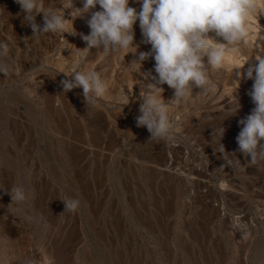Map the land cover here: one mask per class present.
Wrapping results in <instances>:
<instances>
[{
    "label": "rangeland",
    "instance_id": "1",
    "mask_svg": "<svg viewBox=\"0 0 264 264\" xmlns=\"http://www.w3.org/2000/svg\"><path fill=\"white\" fill-rule=\"evenodd\" d=\"M256 1L264 15V0ZM73 3L83 7L82 0ZM42 4L63 12L60 0ZM130 6L141 7L136 0ZM24 15L15 0H0V42L9 47L0 58L8 66L0 73V264H264V161L249 163L236 142L238 121L254 107L247 95L253 81L234 80L240 60L254 61L263 46L229 45L236 50L223 67L209 69L215 91L196 88L170 104L175 138L157 142L135 120L150 82L143 72L156 75L154 59L140 70L130 65L132 53L83 52L79 33L90 29L75 12L76 56H61L59 34L33 37ZM36 22L43 24L42 14ZM134 28L139 51H149L139 21ZM80 56L78 70H95L108 84L89 108L80 101L82 88L64 93L60 84ZM162 87L167 102L174 93ZM236 97L240 109L232 115ZM221 126V143L235 152L226 157L230 163L214 150ZM17 185L28 190L26 203L11 204L4 191ZM69 198L80 202L74 212L65 211Z\"/></svg>",
    "mask_w": 264,
    "mask_h": 264
},
{
    "label": "clouds",
    "instance_id": "2",
    "mask_svg": "<svg viewBox=\"0 0 264 264\" xmlns=\"http://www.w3.org/2000/svg\"><path fill=\"white\" fill-rule=\"evenodd\" d=\"M15 2L25 14L24 22L31 27L33 37L37 34L68 32L69 20L65 19L64 9H72L71 15L75 12V18L86 19L90 29L86 35L79 33L86 44L81 49L83 52L96 48L102 49L105 55L116 50L126 55L132 53L137 58L130 65H138L140 70L144 61L154 59L156 75L152 71L143 72L145 79L150 82L143 84V103L135 120L137 127L147 129L149 140L157 142L175 138L173 123L168 115L170 104L188 100L196 88L204 93L215 91L216 85L209 78V69L222 68L226 53L236 50L228 46L246 39L249 32L247 18L255 8L253 0H136L141 6L139 11L130 6L131 0H82V8L74 7L73 0H60L63 12H59L44 8L42 0ZM97 6L99 10H95ZM41 14L42 25L36 22V17ZM137 21L142 43L151 45L149 51H139V45L134 43V26ZM8 54V45L0 42V58ZM253 58L255 63L247 59L234 70V80L239 86L243 79L253 81L247 95L254 107L250 114L238 121L240 131L236 142L237 150L244 157H250L249 163L254 165L258 160L264 161V53H258ZM84 59V56H80L74 62L71 75H66L71 78L63 79L61 85L64 93L82 88L84 102L89 108L105 95L108 84L95 70H78ZM246 64L249 65L246 71H241ZM7 71L8 66L0 62V73ZM165 84L174 93L173 98L167 102L163 98L162 86ZM120 98L126 105L130 101L123 90ZM236 102L238 107L232 115L240 109L237 97ZM225 131L222 126L215 130L220 142L214 150L223 154L224 160L230 163L226 157L235 156V152L228 153L221 143ZM4 191L10 195L11 204L26 203L29 198V192L23 185ZM62 201L65 211L73 212L80 203L75 198Z\"/></svg>",
    "mask_w": 264,
    "mask_h": 264
},
{
    "label": "bare ground",
    "instance_id": "3",
    "mask_svg": "<svg viewBox=\"0 0 264 264\" xmlns=\"http://www.w3.org/2000/svg\"><path fill=\"white\" fill-rule=\"evenodd\" d=\"M253 3L255 4V8H254V10H255V12L254 13H252V14H250L249 16H248V18H247V22H248V25H249V32H248V36L246 37V39L244 40V41H242L244 44H246V42L248 43L250 40H254V42L256 41L257 42V44L259 43L260 45H262L263 46V49H264V38L261 36V34H262V32H264V15H261L260 14V11H262L261 9L263 8H258L257 7V4H258V2L256 1V0H253ZM71 12L72 11H68V19H69V21H68V24H67V28H68V32H65V33H63V34H60V33H58L59 34V39H60V43H61V45H65L66 46V50H64L63 51V53H61V56H72V57H74V56H76V53H74L73 54V50H74V45H75V43H76V41L78 40V38H77V36H76V32L74 33L73 31H72V28H73V21H72V16H71ZM262 13H264V12H262ZM67 19V20H68ZM212 35H214V34H212ZM217 39V38H216ZM218 39H220V38H218ZM221 41V40H220ZM222 42V41H221ZM239 43V42H238ZM83 44V43H82ZM237 44V43H236ZM244 44H243V48H244ZM148 45V44H147ZM84 46V45H83ZM83 46H81V47H83ZM238 46H240L239 44H238ZM242 46V45H241ZM248 46V45H247ZM151 47V46H150ZM62 48V47H61ZM240 48V47H239ZM236 49V48H235ZM143 50V49H142ZM247 50H249V49H247ZM101 51V50H100ZM58 52V51H57ZM260 52V51H259ZM259 52H256L255 53V56L259 53ZM252 53V52H251ZM254 53V52H253ZM64 54V55H63ZM81 54V53H80ZM98 54H99V51H98ZM245 55V54H244ZM96 56H97V54H96ZM246 58V57H245ZM76 59V58H75ZM206 59V58H205ZM96 60H97V58H96ZM245 59L244 58H242L241 60H240V64H241V66H242V63H243V61H244ZM95 61V60H94ZM53 62V61H52ZM74 62V61H73ZM85 62V61H84ZM155 61H153V63H154ZM239 63V62H238ZM250 63H255V60L254 61H250ZM146 64V63H145ZM249 65L248 64H246L245 66H244V71H246V69H247V67H248ZM117 67V66H116ZM115 69V68H114ZM54 72V71H53ZM65 72V71H64ZM107 72V71H106ZM108 73V72H107ZM59 74V73H58ZM116 75V74H115ZM130 75V74H129ZM107 76V75H106ZM67 78V77H66ZM59 79V78H58ZM57 79V80H58ZM52 80H54L53 78H52ZM104 80V79H103ZM53 82V81H52ZM58 83V82H57ZM61 84V83H60ZM134 84H132V86H133ZM62 87V86H61ZM138 89V88H137ZM112 90V89H111ZM115 91V90H114ZM140 91V90H139ZM171 91V90H170ZM113 92V91H112ZM51 93V92H50ZM132 94V93H131ZM49 95V94H48ZM51 95V94H50ZM48 96V97H51V96ZM120 95V94H119ZM78 96V95H77ZM71 98V97H70ZM79 99V97L77 98V100ZM52 100H53V102H54V100L55 99H49L48 101L50 102V103H52ZM71 100H73V99H71ZM77 100H75V101H77ZM79 101V100H78ZM81 102H84V101H82V99L80 100ZM79 101V102H80ZM79 102H77L76 104H78ZM80 102V103H81ZM100 102V101H99ZM98 102V103H99ZM131 103V102H130ZM52 104H54V103H52ZM79 105V104H78ZM50 106V105H49ZM52 106V105H51ZM68 106V105H67ZM51 108H53V107H51ZM54 109V108H53ZM180 109V108H179ZM178 109V110H179ZM98 111V110H97ZM96 113V112H95ZM121 117V116H120ZM120 120H121V118H120ZM122 121V120H121Z\"/></svg>",
    "mask_w": 264,
    "mask_h": 264
}]
</instances>
